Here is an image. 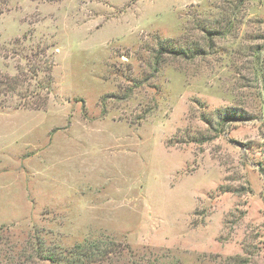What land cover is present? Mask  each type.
Instances as JSON below:
<instances>
[{
	"label": "rangeland",
	"instance_id": "1",
	"mask_svg": "<svg viewBox=\"0 0 264 264\" xmlns=\"http://www.w3.org/2000/svg\"><path fill=\"white\" fill-rule=\"evenodd\" d=\"M0 264H264V0H0Z\"/></svg>",
	"mask_w": 264,
	"mask_h": 264
},
{
	"label": "trees",
	"instance_id": "2",
	"mask_svg": "<svg viewBox=\"0 0 264 264\" xmlns=\"http://www.w3.org/2000/svg\"><path fill=\"white\" fill-rule=\"evenodd\" d=\"M243 1H244V0H240V2H243ZM159 52H160V54H159V56H158L157 59H156V71L158 70V66H159L161 60L163 59V55H165V54H170V55H174V56H176V57H181L182 55H184L183 52L177 51V50H175V49H170V50H168L167 47H165V46H161ZM234 113L237 114V111L235 112V111H233L232 109H230V110H228L227 112H225V113H224V118H223V119L225 120L224 123H227L228 121H233L234 118L237 116V115H235ZM241 113H242V112H241ZM224 120H223V121H224Z\"/></svg>",
	"mask_w": 264,
	"mask_h": 264
}]
</instances>
